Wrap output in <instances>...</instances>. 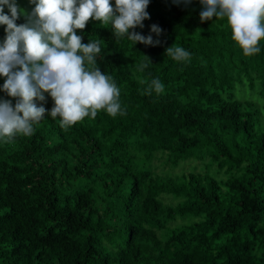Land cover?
<instances>
[{
	"label": "trees",
	"instance_id": "obj_1",
	"mask_svg": "<svg viewBox=\"0 0 264 264\" xmlns=\"http://www.w3.org/2000/svg\"><path fill=\"white\" fill-rule=\"evenodd\" d=\"M202 10L149 0L150 18L130 32L155 47L94 19L76 30L103 41L97 66L125 111L67 129L46 112L32 135L0 138V264H264V103L236 95L264 99V39L245 56L227 19L201 22ZM173 44L190 58L165 54ZM154 78L164 92L143 94ZM5 80L0 100L14 107ZM45 97L35 103L50 111Z\"/></svg>",
	"mask_w": 264,
	"mask_h": 264
},
{
	"label": "clouds",
	"instance_id": "obj_2",
	"mask_svg": "<svg viewBox=\"0 0 264 264\" xmlns=\"http://www.w3.org/2000/svg\"><path fill=\"white\" fill-rule=\"evenodd\" d=\"M35 7L31 13L21 9L16 0H0V25H6V38L0 45V76L6 77L3 91L17 98L13 107L10 100H0V138L12 140L17 135L30 136L33 125L47 112L60 118V126L69 128L86 117L95 119L101 110L116 117L123 115L120 89L110 75L97 66L101 39L82 43L76 30H83L90 19L111 24L113 36L119 40L127 36L135 45L157 46L160 40L144 36L130 29L143 28L149 19L146 8L149 0H29ZM185 5L192 0H173ZM203 6L201 22L227 19L231 38L245 56L260 52L259 42L264 39V0H199ZM7 6L10 15L4 13ZM21 15L27 22L17 25ZM151 32L161 35L162 29L153 24ZM165 54L176 61L188 60L190 53L172 45ZM148 67L138 66L139 71ZM146 83L143 94L164 92V85L154 78ZM45 93L53 106L48 111L43 104Z\"/></svg>",
	"mask_w": 264,
	"mask_h": 264
},
{
	"label": "rangeland",
	"instance_id": "obj_3",
	"mask_svg": "<svg viewBox=\"0 0 264 264\" xmlns=\"http://www.w3.org/2000/svg\"><path fill=\"white\" fill-rule=\"evenodd\" d=\"M236 95H237V98L239 99H250L257 103H264V99L258 94L257 91H250L247 89V93L243 95L241 91L238 90L236 92Z\"/></svg>",
	"mask_w": 264,
	"mask_h": 264
}]
</instances>
